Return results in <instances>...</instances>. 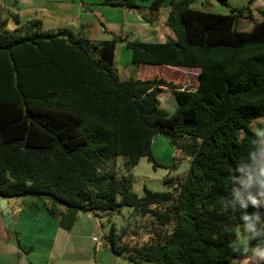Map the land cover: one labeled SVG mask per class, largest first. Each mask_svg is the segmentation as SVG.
Listing matches in <instances>:
<instances>
[{
  "label": "trees",
  "instance_id": "1",
  "mask_svg": "<svg viewBox=\"0 0 264 264\" xmlns=\"http://www.w3.org/2000/svg\"><path fill=\"white\" fill-rule=\"evenodd\" d=\"M192 1H101L128 10L146 3L150 13L169 6L174 38L163 42L87 38L66 27L43 29L38 18L21 23L16 15L8 30L0 20V197L41 201L65 230L80 212L101 217L123 206L172 224L156 241L131 247L122 242L125 228L111 225L105 244L136 264H238L264 247V207L246 210L261 216L260 235L247 244L236 240L243 209L223 207L234 169L253 145L251 124L264 117V19H254L253 0L228 14L193 8ZM241 17L251 21L249 30L237 29ZM117 42L135 65L198 69L196 85L120 80L110 68ZM164 89L175 99L172 113L160 104ZM158 134L188 158V168L176 192L145 188L139 196L131 170L143 157L162 166L151 152Z\"/></svg>",
  "mask_w": 264,
  "mask_h": 264
},
{
  "label": "crops",
  "instance_id": "2",
  "mask_svg": "<svg viewBox=\"0 0 264 264\" xmlns=\"http://www.w3.org/2000/svg\"><path fill=\"white\" fill-rule=\"evenodd\" d=\"M44 1L45 3H43ZM29 3L31 4L22 6H19L17 3V6H15L7 5L5 0H0V20H5V29L12 30L16 27L12 17L16 15L21 23L32 18H38L41 21L43 29L66 27L79 36L99 40L109 39L112 35L143 42H163L167 39L174 38L172 30L166 24V19L170 11L167 5L161 6L167 7V15L160 17L159 12L161 7L156 13H150L146 7L147 4H143L145 9H147L146 13L148 17L155 21L156 25L151 26L143 17H139L141 16V11L137 14L132 10L118 6L107 5L108 7H112L109 11H112L114 15L117 14L118 16V23L115 24V22L106 19L103 12L99 11L98 8H94L91 13L84 12L82 6L76 3L75 0H30ZM249 7L255 20L259 21L264 19V17L258 14V12H264V0H253ZM251 26V21L247 17H241L238 20V30H249ZM118 44L124 43L117 42L116 47ZM136 67H140L141 69L139 77H137L140 79L153 77L163 78L161 75L167 74V76L180 79L181 81L180 72L185 70L186 74H191V78L195 76L189 88H194L197 82L198 69L177 68L163 64H138ZM185 78L188 79V75L183 77V81ZM253 122L257 123L256 126L260 128L264 125V117L257 118ZM253 122L251 124L252 128L254 125ZM6 202L7 206L11 208L12 223L16 226L17 231L14 232V230L5 227L0 218V241L10 252H20V257L11 264H62L61 262L78 264L83 261L87 262V259H82L84 257L79 256V254H83V248L78 245L79 240L75 236L77 233L75 223L80 219V214H78L71 229L65 230L59 227L55 218L46 213L43 203L33 197L24 199L6 198ZM25 227L28 228L25 229ZM17 237H21L19 244L16 241ZM91 239L97 241L95 236L91 237ZM34 247H37V252L43 253V259H37L35 256L36 252L32 253ZM24 249H28L31 253L29 252L30 254L26 255ZM253 250L251 257L240 259L238 264H258L257 258L253 255ZM22 255L26 257L23 258L21 257Z\"/></svg>",
  "mask_w": 264,
  "mask_h": 264
},
{
  "label": "rangeland",
  "instance_id": "3",
  "mask_svg": "<svg viewBox=\"0 0 264 264\" xmlns=\"http://www.w3.org/2000/svg\"><path fill=\"white\" fill-rule=\"evenodd\" d=\"M9 1V2H8ZM5 0L7 5H15L18 3L19 6L29 5L30 0ZM34 1V0H32ZM73 1V0H72ZM80 6L89 7V10H82L86 13H91L94 8H98L99 11L103 12L105 18L109 21L118 23L117 14L114 15L107 5H102V0H75ZM34 3V2H33ZM45 3V1L43 2ZM229 5H224L217 0H193L190 6L199 10L208 11L212 13L228 14L231 8H238L247 3V0H227ZM245 3V4H244ZM144 3H140L139 7L132 9L133 12L139 14L141 11V16H148L147 9H145ZM145 12V13H144ZM167 7H161L159 16L167 15ZM149 13V12H148ZM149 23V22H148ZM155 21L151 22V26H155ZM111 70L117 75L120 80L135 79L139 77L140 67L131 63L130 50H128L124 44H118L115 50V57L110 66ZM184 70V69H183ZM186 71H181V81L180 79H174L167 76V74H162L164 79L167 81H173L182 86L190 87L191 82L195 76L191 78V74L185 73ZM195 73V72H191ZM188 75V79L183 77ZM183 76V77H182ZM160 104L169 113L174 112L176 107V102L168 89H164L159 93ZM253 128L255 130L259 129L256 126L257 123L253 122ZM260 126V125H258ZM264 126V125H262ZM261 126V127H262ZM151 152L155 160L162 166L153 167L146 158H140L138 163L131 170V189L142 196L144 189H149L152 191L164 192V191H177L178 184L184 176L188 168V159L181 154L177 149H175L169 141L162 135L158 134L153 136L151 143ZM116 167L119 173H122V158L118 157L116 160ZM28 198V197H25ZM80 212V219L75 223L76 227V239L79 240L78 245H80L83 250V254H79L82 259H87L78 264H136L123 259L122 256L114 255L107 244H105L103 236L109 233L112 224L117 228V230L125 228L126 234L122 237V242H125L129 247L138 246L145 243H151L156 241L160 235H163L166 228L170 229V225H158L155 220L150 215L140 216L137 212L132 211L130 207L123 206L118 214L103 215L101 217H95L91 213ZM84 214V215H83ZM264 227V219L262 222ZM28 227H25V229ZM14 232L17 231L15 225H13ZM26 231V230H25ZM26 233V232H25ZM87 234V236H85ZM95 236L97 241H93L91 237ZM16 237V235H15ZM237 243L247 244L248 236L243 231L242 224L237 227ZM17 243L21 241V237H17ZM37 245V244H36ZM38 247V245H37ZM36 247V248H37ZM34 247L37 259H43V253L37 252ZM23 252V251H22ZM28 249H24V253L30 254ZM23 253V254H24ZM20 257V252L17 253L10 252L7 247H4L0 241V264H11L17 258ZM25 258L26 256H21ZM32 257V256H31ZM79 259V258H78ZM23 262V261H22ZM62 264H70L61 262ZM77 264V263H72ZM140 264H155L152 261H142Z\"/></svg>",
  "mask_w": 264,
  "mask_h": 264
},
{
  "label": "clouds",
  "instance_id": "4",
  "mask_svg": "<svg viewBox=\"0 0 264 264\" xmlns=\"http://www.w3.org/2000/svg\"><path fill=\"white\" fill-rule=\"evenodd\" d=\"M235 179L232 184L229 199L223 203L225 209H243L240 219L243 221V231L249 238L260 235L258 224L260 215L245 214L249 206L254 209L264 207V126L255 132V139L247 159L237 163ZM253 255L258 261H264V247H257Z\"/></svg>",
  "mask_w": 264,
  "mask_h": 264
},
{
  "label": "water",
  "instance_id": "5",
  "mask_svg": "<svg viewBox=\"0 0 264 264\" xmlns=\"http://www.w3.org/2000/svg\"><path fill=\"white\" fill-rule=\"evenodd\" d=\"M83 9L85 11L89 10V7H84ZM11 212V208L7 206L6 198L0 197V218L2 219L5 227L13 229Z\"/></svg>",
  "mask_w": 264,
  "mask_h": 264
},
{
  "label": "built area",
  "instance_id": "6",
  "mask_svg": "<svg viewBox=\"0 0 264 264\" xmlns=\"http://www.w3.org/2000/svg\"><path fill=\"white\" fill-rule=\"evenodd\" d=\"M95 239V238H94Z\"/></svg>",
  "mask_w": 264,
  "mask_h": 264
}]
</instances>
